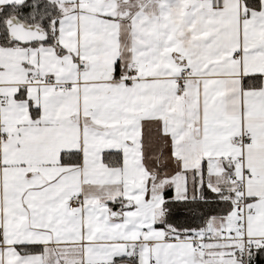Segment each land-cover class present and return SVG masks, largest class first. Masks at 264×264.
Returning a JSON list of instances; mask_svg holds the SVG:
<instances>
[{
  "label": "snow or ice",
  "instance_id": "snow-or-ice-1",
  "mask_svg": "<svg viewBox=\"0 0 264 264\" xmlns=\"http://www.w3.org/2000/svg\"><path fill=\"white\" fill-rule=\"evenodd\" d=\"M0 264H264V0H0Z\"/></svg>",
  "mask_w": 264,
  "mask_h": 264
}]
</instances>
